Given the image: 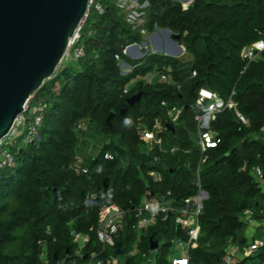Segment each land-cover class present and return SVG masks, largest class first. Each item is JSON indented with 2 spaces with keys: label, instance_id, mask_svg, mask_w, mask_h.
Wrapping results in <instances>:
<instances>
[{
  "label": "trees",
  "instance_id": "16d2710c",
  "mask_svg": "<svg viewBox=\"0 0 264 264\" xmlns=\"http://www.w3.org/2000/svg\"><path fill=\"white\" fill-rule=\"evenodd\" d=\"M149 2V31L156 26L171 29L193 58L182 62L150 53L131 59L123 50L142 42L141 32L126 22L112 0H103L104 14L90 7L75 43L83 47L84 55L77 62L61 64L31 98L32 104L45 105L39 138L20 147L12 145L14 163L0 168V264H42L43 257L44 264H88L86 257L75 254L73 231L90 237L85 254L99 251L98 211L106 200L129 212L106 257L119 256L121 245L125 264H138L136 258L141 261L144 253H151L153 237L162 243L156 264H172V240H186L185 233L172 217L160 216L138 241L132 209L148 190L171 191L177 202L196 196L198 169L208 198L190 264H231L227 262L231 244L250 248L259 239V229H264V187L242 168L247 162L264 170V50L252 61L242 51L264 42V0H196L187 10L174 0ZM118 56L131 64V71L123 73ZM155 64L158 69L151 82L142 78L129 85ZM163 73L170 80H161ZM202 88L224 98L235 91L238 108L249 119L245 125L234 110L220 114L212 130L221 142L204 155L197 144L193 110ZM139 92L142 101L130 105L127 99ZM174 107L182 109L177 122H172L176 137L165 129V121L163 147L148 150L140 131L153 128ZM82 123L87 125L85 132L94 130L105 138L96 156L80 154ZM108 152L114 159L105 157ZM176 167L179 170L171 173ZM152 171L161 173L160 181L150 175ZM91 194L97 195V205L88 204ZM248 209L260 223L250 242L244 240L250 225L245 217ZM259 240L263 245L255 252H262L257 257L264 264V235ZM136 243L138 251L132 254Z\"/></svg>",
  "mask_w": 264,
  "mask_h": 264
},
{
  "label": "built area",
  "instance_id": "2783aa9c",
  "mask_svg": "<svg viewBox=\"0 0 264 264\" xmlns=\"http://www.w3.org/2000/svg\"><path fill=\"white\" fill-rule=\"evenodd\" d=\"M115 5L124 13L126 22L132 26L134 30L141 32L147 42H134L127 45L123 54L131 59L142 58L145 54L142 52V47L145 46L150 39H155V34L160 31L159 26H156V32H150L147 27V9L150 6L149 0H112ZM182 5L184 10L192 6L196 0H174ZM93 6L100 13L106 12V7L103 0H90V7ZM78 34L71 42L64 59L67 61L77 62L80 57L84 55V49L81 46L75 47L76 41L79 39ZM264 50V42L258 41L251 45L246 46L242 51V56L249 60H256L259 53ZM155 53V52H154ZM120 62L122 61L127 66L131 64L121 56H118ZM127 73V72H126ZM194 75H197L195 72ZM163 81L170 80L168 74L163 73L160 77ZM150 82L152 79L149 80ZM128 92V89H127ZM235 91H233L228 98L222 97L218 92L208 88L199 90L198 96L193 105L195 111L197 144L201 149L202 154H206L211 148H215L220 144L221 139L217 137L216 133L212 130V123L217 117L226 110H234L237 118L245 125L249 124V119L239 110L238 102L234 99ZM32 98V97H31ZM167 106V103H163ZM45 105L38 103L32 104L31 99L27 102L24 112L17 117L9 133L0 142V168L12 165L14 163V153L11 146L16 142L17 138L24 136L25 144L33 143L39 138L40 128L43 123V112ZM177 111V116L172 118V112ZM182 109L176 107L168 111V115L173 119L171 122H176ZM170 122V121H168ZM28 124V126H27ZM27 126V127H26ZM164 123L159 119L153 128H144L140 131L141 139L145 142L146 148L152 150L154 146L163 147L164 137ZM176 148H173L174 152ZM105 157L107 159H114V155L108 152ZM207 160V156H203L202 162ZM243 170H249L262 187H264V170L260 165L250 166L247 162L244 164ZM150 175L156 180L160 181L162 178L161 173L157 171L150 172ZM196 184L198 193L194 197L186 198L182 202H177L172 197V192L167 194L154 193L150 190L146 192L141 204L135 206L132 211L136 220L135 228L139 231L138 241H140L141 233L149 228L154 227L160 216L163 220L172 217L187 236V239L175 238L173 242V252L169 256V261L172 264H190L191 250L197 246L198 240L201 236L200 216L203 212L204 201L208 198V192L203 189L201 182L200 169L196 172ZM89 205H97V195L91 194L88 198ZM128 211L121 205L110 200L104 201L99 206L98 211V226L97 237L100 244L99 251H92L85 254V248L90 243V237L84 233L73 231V240L76 245V256L86 257L88 264H119L118 256L106 257L105 253L110 247L115 246V237L123 227ZM252 210L248 209L245 212V217L249 220L250 224L255 222L252 219ZM161 245V242H159ZM263 245V241L256 240L248 249L247 254L256 251L259 246ZM159 249V248H158ZM151 250V253H144L143 257L146 258L147 264H156V252ZM138 251V243L134 245L132 254ZM181 251L182 254H178ZM238 246L230 245L227 254V262L232 263L235 259V252H239ZM44 264L45 258L43 257ZM125 264V262H124Z\"/></svg>",
  "mask_w": 264,
  "mask_h": 264
},
{
  "label": "water",
  "instance_id": "95a60500",
  "mask_svg": "<svg viewBox=\"0 0 264 264\" xmlns=\"http://www.w3.org/2000/svg\"><path fill=\"white\" fill-rule=\"evenodd\" d=\"M89 9L90 0H0V142L33 94L55 75ZM162 31L172 34L169 28ZM178 39L179 35L172 36L176 45L172 54L182 52ZM142 99L143 92H139L127 102L134 105ZM165 129L176 137L172 122ZM150 240L151 250H157L159 241ZM123 253L119 245L117 255Z\"/></svg>",
  "mask_w": 264,
  "mask_h": 264
},
{
  "label": "rangeland",
  "instance_id": "374dc122",
  "mask_svg": "<svg viewBox=\"0 0 264 264\" xmlns=\"http://www.w3.org/2000/svg\"><path fill=\"white\" fill-rule=\"evenodd\" d=\"M159 28H160V31H158V34H159L160 38L156 39V40L154 39L155 44L153 43V40L150 39V43L148 42L145 46L142 47L143 48L142 53L146 55V54H150V53L155 52V53H160L163 55L172 56V57L177 58L178 60H180L182 62H189L193 58V56H192V54L187 52L186 47L183 44H179L182 47V52H180L178 54L170 53L171 50L174 51L175 46H176L173 44V42H171L172 36L176 33L172 32L171 35L165 34L166 37H164V35H163L164 33L162 32V29H164V28H161V27H159ZM143 41L147 42V39L145 37H143ZM157 46L158 47L161 46L162 51L156 50ZM66 62H72V61H67L64 59L61 64L64 65ZM120 66H121L123 73L129 72L132 70L130 65L127 66L122 61L120 62ZM170 68H171V66H170ZM157 69H158V64H155L153 70H149L145 75L139 74L137 77L132 79V81L130 82L129 85L132 86L138 79H142V78H146V80L149 81L151 78L154 77L155 73L157 72ZM177 115H178L177 111L172 112V118L176 117ZM172 118H171V116H169L167 114V115H164L161 118H159V120H160V122L162 121L164 123L165 121H167V122L172 121L173 120ZM27 126H28V124H27ZM80 128L83 131V133L81 134V137H80V146H79L80 154L82 156H88V157L96 156L97 154L100 153V151L103 147V141L105 140L104 136H102L100 133H98L94 130L85 132V130L87 129V125H85L84 123L80 124ZM24 144H25V142H24V136H23V137L17 138L16 142L13 144L12 147H14V146L20 147V146H23ZM12 147H11V149H12ZM252 225L255 227L256 222H253ZM263 235H264V229L261 228V229H259V232H258V238L262 239ZM260 253H262V252L260 251L254 256H257ZM235 255H236L235 258H238L237 261L238 260L240 261L241 258L242 259L244 258V252L243 251L240 254H239V252H235ZM118 257H119V264H124L127 256L120 255ZM135 260L138 264H147V260L144 257H143V260H141V261L139 258H136ZM244 264H259V259H258V257H251L248 260H246V262Z\"/></svg>",
  "mask_w": 264,
  "mask_h": 264
},
{
  "label": "crops",
  "instance_id": "0c3cea01",
  "mask_svg": "<svg viewBox=\"0 0 264 264\" xmlns=\"http://www.w3.org/2000/svg\"><path fill=\"white\" fill-rule=\"evenodd\" d=\"M162 32H163V31H162ZM163 33H164V32H163ZM163 35H164V37H166L165 33H164ZM154 36H155V40L160 38L158 33H156ZM178 43H179V42H178ZM157 48H158V46L156 47V50H157ZM259 226H260V223H257V222H256L255 227H254L252 224H250L249 227H248V229L246 230V237H245L244 240H245V241H246V240H249V242H250L251 240H253V238L255 237V235H256V233H257V228H258ZM258 240H259V239H258ZM248 249H249V247H246V248H240L239 254L243 251V252H244V258H245V257H249V256H251V257H257V256H254V255L257 254V252H255V251L248 255V254H247ZM172 252H173V248H172ZM178 254H182L181 251H179ZM251 257H250V258H251ZM244 258H243V259H244ZM237 259H238V258H235L231 264H237L238 261H239V260L237 261ZM258 259H259V264H262V262H261V260H260L259 257H258ZM240 260H242V258H241Z\"/></svg>",
  "mask_w": 264,
  "mask_h": 264
},
{
  "label": "clouds",
  "instance_id": "9594fccd",
  "mask_svg": "<svg viewBox=\"0 0 264 264\" xmlns=\"http://www.w3.org/2000/svg\"><path fill=\"white\" fill-rule=\"evenodd\" d=\"M125 123L128 124L130 123V120H128L127 118L125 119Z\"/></svg>",
  "mask_w": 264,
  "mask_h": 264
}]
</instances>
